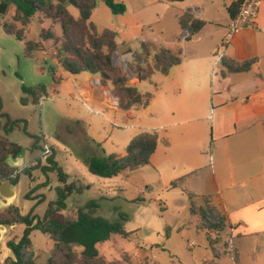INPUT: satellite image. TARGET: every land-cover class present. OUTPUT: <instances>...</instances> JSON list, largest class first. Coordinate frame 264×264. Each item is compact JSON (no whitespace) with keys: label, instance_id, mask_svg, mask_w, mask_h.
Segmentation results:
<instances>
[{"label":"rangeland","instance_id":"obj_1","mask_svg":"<svg viewBox=\"0 0 264 264\" xmlns=\"http://www.w3.org/2000/svg\"><path fill=\"white\" fill-rule=\"evenodd\" d=\"M127 4L126 12L115 16L102 0H98L90 20L98 33L104 30L117 33L118 50L113 55V64L128 74V85L135 77L129 68L134 56L124 54L127 52L125 46L130 45L133 49L141 39L171 50L179 46L182 49V70L197 69L200 75L210 71L217 76L220 66L216 69L215 62L225 48L221 41L224 36L227 37L230 25L227 0H185L173 5H168L164 0H128ZM184 8L199 10L198 18L205 22L203 29L185 42L176 19ZM68 11L74 17L79 14L73 6H69ZM12 13L13 7H10L6 16H0V131L4 134L5 129L9 130L7 139L21 147V153L14 159L19 166L16 169L18 180L14 185L12 206L22 215L32 211L34 216L42 219L56 201V188L60 185L57 174L42 171L46 166L47 156L42 154L46 145L52 149L55 161L69 176L68 183H73V188L78 191L73 195L75 202L68 200L65 213H56L55 219L62 222L69 212L95 202L98 205L95 217L122 224L126 235L113 234L108 241L96 246L99 255L107 261L121 264H233L229 256L232 247L224 244L229 238L224 236L218 242L209 238L210 234L217 235L216 229H222L220 232L224 233L226 229L219 227V224L217 226L215 214H211L213 210L210 209L207 215L211 219L210 222L207 220V228L201 226L200 217L190 210L192 203L205 209L207 205L220 209L221 200L217 199L211 181L210 156L206 154L209 147L201 153L189 150L179 158L174 155L173 146L167 150L159 144L151 165L133 173L124 171L111 179L90 174L85 165V160L90 157L124 156L129 141L140 128L158 129V125H163L161 123L173 121L165 104L168 101L172 105L175 101H184L188 93L182 91L173 94L167 86L164 94V91L156 89L154 83L145 81L140 82L137 89L153 96L147 108L128 111L114 109L109 97L110 85L101 94V99L99 96L89 99L91 93L88 83H85L88 74L81 75L80 83H76L61 71L63 81L57 84L53 82L51 73L38 70L45 68V63L51 64L54 53L50 44L45 45V52L35 53L33 59L24 57L23 43L5 34L1 27ZM37 18H33L29 27L28 40H39L41 27ZM50 25L45 22L43 28L49 29ZM55 29L59 31L58 27ZM127 37H132L131 41L126 40ZM210 52H213L212 60H204ZM196 58L201 59L195 61ZM160 77L157 75L153 80ZM23 87H43L45 100L34 104L31 96L23 93ZM207 94L210 106L209 90ZM22 99L27 100L25 105L21 103ZM7 119L17 124L9 129L11 124ZM203 126H207L204 131L207 134L210 129L208 123L190 124L194 135H200ZM165 128L173 142L174 127ZM38 160L39 168L30 169L26 174L22 172L27 167L35 166ZM190 167L199 170L186 178L194 180L193 176H210L204 189H192L186 183H177L175 188H171L181 177L180 173ZM233 190L237 192L240 188ZM243 190L247 193V189ZM207 196L211 199L208 204L205 201ZM247 197L248 194L244 200ZM122 217H127V221H123ZM24 229V226L17 225L6 231L0 230V264L8 257L13 258L5 242L20 240ZM29 238L30 247L23 252V262L47 264L54 248L52 239L38 229H34ZM235 243L232 245L234 250ZM189 244L193 246L189 247ZM216 252L219 258L215 256ZM254 258L264 264V248L259 249Z\"/></svg>","mask_w":264,"mask_h":264},{"label":"trees","instance_id":"obj_2","mask_svg":"<svg viewBox=\"0 0 264 264\" xmlns=\"http://www.w3.org/2000/svg\"><path fill=\"white\" fill-rule=\"evenodd\" d=\"M97 1L65 0L64 3H55L52 0H2L0 16H6L10 7H13V13L9 20L2 22L1 27L5 34L23 43V55L27 59H33L35 53L45 52V45L50 44L54 53L53 59L64 72L71 75L85 73L99 76L103 86L111 85L109 97L114 109L128 111L132 108H146L153 96L149 93L141 94L135 87L129 86L128 74L123 73L118 66L113 64V55L118 50L117 34L111 30L98 33L90 20ZM102 1L115 16L126 12L124 0ZM164 1L167 4H175L185 0ZM242 1L232 0L226 8L230 21L238 16ZM69 6L78 10L77 17L69 13ZM35 16H38L41 31L39 40L31 41L27 39V35ZM176 19L182 30L184 42L198 34L205 26V22L195 18L189 8L181 10L176 15ZM45 22L51 24L49 29L43 28ZM56 27L59 31H56ZM133 56L134 59L129 68L139 82L149 81L156 73L167 75L171 68L182 62L181 48L171 51L163 46L146 42L141 44L139 52L133 53ZM258 61L259 59L255 58L237 62L222 56L221 75L249 72L258 64ZM44 65L45 68H38V70L51 73L54 83L60 82L61 79L56 77V67L47 63ZM22 90L24 94L31 96L34 104L39 103L40 97L44 95L43 87L35 89L23 87ZM21 103L25 105L27 100L22 99ZM7 121L11 124L9 129L17 124L9 119ZM8 131L5 129L4 134L0 131V183L5 179H10L15 185L18 174H15L16 169L9 167L6 161L16 159L21 153V147L7 139ZM159 140L158 131L142 130L129 141L124 156L113 154L106 158L90 157L85 160V165L90 174L104 179L117 177L124 171L137 172L151 165V157L155 153ZM162 142L168 146L166 139ZM45 162L46 166L42 168L43 173L55 172L60 183L56 188L57 199L50 205L42 219L34 216L32 211L22 215L14 206L0 212V226L21 225L25 227L20 240L6 241V247L12 253L13 258H6L2 264H31L23 262L22 256L23 252L30 247L29 235L34 229L48 235L54 242V248L47 264H121V262L107 261L97 251L96 246L108 241L113 234H126L123 232L122 224L109 223L95 217L98 209L95 202L69 212L62 222L55 219L56 213L66 210L65 201L74 188L72 184H67L68 176L55 161L52 149L45 158ZM39 167L40 160L35 166L27 167L22 172L26 174L30 169ZM181 181L182 178L177 180V182ZM176 183H173L171 188H174ZM81 189L85 188L81 187ZM190 210L192 214L200 217L201 226L207 228L206 209L198 208L192 203ZM218 214L219 227L225 228L228 224L227 219L220 213ZM122 220L127 221V217H122ZM216 230L220 232L222 229ZM224 244L228 247L227 242ZM235 262L236 256H234Z\"/></svg>","mask_w":264,"mask_h":264},{"label":"crops","instance_id":"obj_3","mask_svg":"<svg viewBox=\"0 0 264 264\" xmlns=\"http://www.w3.org/2000/svg\"><path fill=\"white\" fill-rule=\"evenodd\" d=\"M123 2L127 10L128 0ZM231 2L232 0H227L226 8ZM192 12L194 17L199 19L198 12L200 11L193 9ZM139 36L142 37L140 33ZM131 39L132 37L126 38L128 41H131ZM223 40L221 43H223ZM143 42L145 40L141 39L137 47L133 49L130 45H128L129 47L125 46L127 52L124 54L139 52ZM178 48L179 46H176V49L169 50L176 51ZM212 53L210 52L203 59L211 61ZM221 54L237 62H245L255 58H258L259 61L249 72L226 74L224 76L221 75L222 69L220 66L217 76H214L210 71L200 75L197 69L182 70V59L181 64L171 68L167 75L154 74L146 82L151 81L156 89L161 90V92L164 91V94H166L165 87L167 86L171 88L173 94H180L182 91L188 94L184 101H175L173 105L168 101L165 104V109L170 112L173 121L161 123L163 125H158V129H155V127L140 128L138 133L142 130L158 131L160 140L156 150L159 144L167 150L173 146L172 151L179 158L181 154L188 153L189 150L193 149L195 152L201 153L209 147L206 154L210 156L212 164L210 166L211 181L214 185L213 188L216 190L217 199L221 200L220 209L210 207L225 216L228 222L226 229H224L225 233L217 232L216 241L223 240L224 236H230L232 245L236 242V249H233L236 262L233 261V264H260L254 256L259 249L264 248V4L259 9L256 28L235 33L230 44L225 46ZM200 59L196 58L194 60ZM50 65L56 67V77L63 81L60 72L62 71L66 75L68 73L64 72L61 67H57L54 59L51 60ZM83 74L68 75L73 82L80 83L79 77ZM157 75H161V77L153 80ZM96 77L99 76L88 74L87 80H85L91 93L89 99H95L97 96L101 99V94H104L105 88L110 85L108 84L106 87L102 84L101 86H91L92 80ZM135 79L136 77L129 86L137 89L140 82ZM208 90L210 106L207 102ZM199 122L208 123L210 129L208 128L207 134L204 133L207 126H203V132L200 135L192 133L190 124ZM166 126L175 129L174 138L172 137L173 142L168 137ZM163 139L167 140L168 146L162 142ZM237 158L239 159L237 160ZM191 160L193 161L192 156ZM195 168L197 167H190L182 171L184 172L180 173L182 174L180 175L182 181L177 183L183 185L186 183L188 187L196 190L204 189V186L209 182L208 177L210 176L207 174L205 176H193L195 177L194 180L186 178L199 170ZM68 179L67 184H69ZM235 187L240 188V190L236 192L233 190ZM243 189H247V193H244ZM76 192L78 191L73 189L65 202L68 200L75 202L73 195ZM247 194L248 197L244 200ZM210 200L208 196L205 199L207 204L210 203ZM10 206H12V203ZM63 212L65 213V211ZM6 228L11 227H4L3 230L6 231ZM212 236L213 234H210L209 238H212ZM215 256L219 258L217 252Z\"/></svg>","mask_w":264,"mask_h":264},{"label":"built area","instance_id":"obj_4","mask_svg":"<svg viewBox=\"0 0 264 264\" xmlns=\"http://www.w3.org/2000/svg\"><path fill=\"white\" fill-rule=\"evenodd\" d=\"M264 4V0H243L238 16L236 17V19L230 21V25L228 26V33H227V37L224 39L223 44L225 46L229 45L231 42V39L233 37V35L235 33H238L240 31L243 30H254L256 28V22H257V18H258V14H259V9L260 7ZM186 35L188 33H185ZM184 39V38H183ZM129 56H132L133 53H129L127 54ZM221 59H222V54H220V56L218 57V59L216 60V68L220 66L221 63ZM102 82L100 77H96L92 80L91 82V86L95 87V86H101ZM46 97H40L39 102H43L45 100ZM86 104V103H83ZM51 150L49 147H47L46 145H44V152L42 153L43 156H48L50 154ZM213 210L211 212V214H215V219L217 220V226L218 224L220 225V218H219V214L216 210H214V208L210 207L209 205H207L206 208V217L208 214H210L209 210ZM208 222L211 221V219H209L207 217ZM209 225V224H208ZM230 234V233H229ZM228 237V236H227ZM229 239L227 240L228 243V247H232V249H230L231 251H229V255L230 258L232 260V262L234 261V255H233V246H232V242H231V237H228ZM213 240L217 239V236L213 235L212 236ZM193 244H189V247H192Z\"/></svg>","mask_w":264,"mask_h":264},{"label":"water","instance_id":"obj_5","mask_svg":"<svg viewBox=\"0 0 264 264\" xmlns=\"http://www.w3.org/2000/svg\"><path fill=\"white\" fill-rule=\"evenodd\" d=\"M6 163L9 167L17 169L19 166L18 161L12 159H7ZM15 197L14 185L10 179H5L0 184V210L2 208H7L11 205L13 198ZM3 230L4 227L0 226V230Z\"/></svg>","mask_w":264,"mask_h":264},{"label":"flooded vegetation","instance_id":"obj_6","mask_svg":"<svg viewBox=\"0 0 264 264\" xmlns=\"http://www.w3.org/2000/svg\"><path fill=\"white\" fill-rule=\"evenodd\" d=\"M15 174H16V172H15ZM1 184V183H0Z\"/></svg>","mask_w":264,"mask_h":264}]
</instances>
